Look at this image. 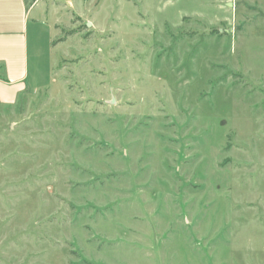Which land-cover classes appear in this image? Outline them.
I'll list each match as a JSON object with an SVG mask.
<instances>
[{"label":"rangeland","instance_id":"obj_1","mask_svg":"<svg viewBox=\"0 0 264 264\" xmlns=\"http://www.w3.org/2000/svg\"><path fill=\"white\" fill-rule=\"evenodd\" d=\"M27 2L0 264H264V0Z\"/></svg>","mask_w":264,"mask_h":264},{"label":"crops","instance_id":"obj_2","mask_svg":"<svg viewBox=\"0 0 264 264\" xmlns=\"http://www.w3.org/2000/svg\"><path fill=\"white\" fill-rule=\"evenodd\" d=\"M27 3V0H0V63L8 77L7 81L0 80L2 99L13 100L17 92L24 90L23 81L28 77L29 25L38 29L42 25L38 19L29 24L28 15L35 3Z\"/></svg>","mask_w":264,"mask_h":264},{"label":"trees","instance_id":"obj_3","mask_svg":"<svg viewBox=\"0 0 264 264\" xmlns=\"http://www.w3.org/2000/svg\"><path fill=\"white\" fill-rule=\"evenodd\" d=\"M54 44V42H52Z\"/></svg>","mask_w":264,"mask_h":264}]
</instances>
